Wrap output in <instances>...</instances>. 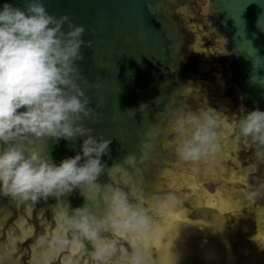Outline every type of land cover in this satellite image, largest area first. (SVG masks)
<instances>
[{
  "label": "water",
  "instance_id": "water-1",
  "mask_svg": "<svg viewBox=\"0 0 264 264\" xmlns=\"http://www.w3.org/2000/svg\"><path fill=\"white\" fill-rule=\"evenodd\" d=\"M25 2L0 0V9L8 3L23 10ZM42 3L50 15H69L75 25L85 27L82 39L92 41V47L81 48L83 60L76 64L89 82L80 83L90 98L89 107L100 115L96 123L91 119L83 123L94 129V137L112 143L109 154L101 158L105 167L96 181L99 189L81 185L65 196L34 205L0 196V264H157L163 234L178 206L199 187L220 178L224 170L211 148L197 160L180 157L177 120L188 114L201 120L213 118L231 158L237 157L240 143L250 148L248 137L239 133L238 122L248 112L264 111V31L257 27L258 20L264 27V0H206L207 14L200 15L199 21L217 39L205 44L199 36L194 39L191 19L188 26L184 21V12L188 17L192 10L202 12L201 0ZM199 46H216L223 52L219 56L228 62L230 85L221 72L200 71L201 66L207 67V53L200 52ZM210 66V71H216ZM193 82H199L197 87L183 92ZM229 86L244 111L243 118L229 105ZM215 100H221V107H213ZM141 105L147 107L141 109ZM186 127L190 135V126ZM86 138L35 141L28 150L59 165L81 153ZM254 145V198L264 220V144L254 141ZM128 155L136 156L135 164L124 163ZM108 186L127 194L129 203L147 218V226L135 231L106 227L95 240L68 229L66 214L85 205L98 219L108 216L102 199L110 191ZM229 217L236 219V215ZM257 233L250 240L252 246L261 243Z\"/></svg>",
  "mask_w": 264,
  "mask_h": 264
},
{
  "label": "clouds",
  "instance_id": "clouds-1",
  "mask_svg": "<svg viewBox=\"0 0 264 264\" xmlns=\"http://www.w3.org/2000/svg\"><path fill=\"white\" fill-rule=\"evenodd\" d=\"M257 27L264 31L259 20ZM85 31L69 15H50L42 0H26L23 10L8 3L0 9V196L34 205L65 196L81 185L99 189L96 181L105 167L101 158L109 154L112 141L94 137V129L83 123L86 119L96 123L100 115L89 107L90 98L80 87V83L89 84L76 64L83 60L81 48L92 47V41L82 39ZM216 127L217 122L208 116L201 120L188 114L178 119L180 157L197 160L213 148ZM238 128L240 135L264 144V111L248 112ZM79 137H87L81 153L59 165L28 150L35 141ZM129 162L135 164L136 156L128 155L124 163ZM108 187L110 191L102 197L108 216L98 219L85 205L66 214L68 229L95 240L106 227L135 231L147 226V218L129 203L127 194Z\"/></svg>",
  "mask_w": 264,
  "mask_h": 264
},
{
  "label": "rangeland",
  "instance_id": "rangeland-1",
  "mask_svg": "<svg viewBox=\"0 0 264 264\" xmlns=\"http://www.w3.org/2000/svg\"><path fill=\"white\" fill-rule=\"evenodd\" d=\"M201 1L204 3L202 12L192 10L188 19H191V25L195 30L194 39L199 36L201 43L205 44L216 41L217 38L214 35L211 36V28L205 29L204 24L199 21L200 15L207 14L205 12L206 0ZM198 48L200 52L207 53L204 57L207 67L201 66L200 71L203 73L221 72L229 84L226 71L228 62L225 63L219 56V53L223 52L216 46L210 48L199 46ZM211 64L216 71H210ZM199 82H193L183 92L194 90ZM226 93L232 111L238 117L243 118L244 111L230 86ZM221 105V100H215L213 107L219 108ZM218 138L216 132L213 152L214 158L224 169L222 179L231 184L237 178L235 183L238 187L235 190L226 189L223 200L218 202L217 208L220 206L221 208L214 212L203 210L202 207L205 206L200 203L198 197L189 195L178 206L174 213L176 216L172 217L165 230L157 256V264H264V220L259 215L254 198V174L257 159L254 140L248 137L249 149L240 143L237 157L231 158ZM217 184L211 183V188L207 186L206 190L209 194L213 195L220 188ZM239 208H245L246 212L233 214L236 215V219L225 217L226 213H232ZM194 210L197 212L194 213ZM175 217L178 219L175 220ZM256 230H258L257 239H260L261 243L252 246L250 240L254 239Z\"/></svg>",
  "mask_w": 264,
  "mask_h": 264
},
{
  "label": "bare ground",
  "instance_id": "bare-ground-1",
  "mask_svg": "<svg viewBox=\"0 0 264 264\" xmlns=\"http://www.w3.org/2000/svg\"><path fill=\"white\" fill-rule=\"evenodd\" d=\"M184 21H185V23L187 24V26L190 24V20L188 19L187 13H185V12H184ZM195 49H196V48H195ZM197 95H198V94H197ZM195 100L198 101L199 103L202 101V99H201L199 96H196V97H195ZM202 102H203V101H202ZM211 151H212L213 156H214V152H213V149H212V148H211ZM218 179H221V180H222V175H221V177L218 178ZM216 180H217V179H216ZM242 180H243V179H242ZM210 186H211V184L208 185L209 188H211ZM225 191H226V189L223 188V189H221V190L217 193V195L211 197V196H208V195L202 190V186L199 187L198 190H197V192H198V194H199V196H200V200H201L202 204L205 205V207H202V209H203V210H207V211H211V212L216 211L217 209L212 208V207H206V206H213V207L218 206V202H219V200H222L223 197H224V195H225V193H226ZM190 195H192V196H196V194H194V192H193L192 194H190ZM201 206H202V205H201ZM242 210H243V209H242ZM218 211H219V210H218ZM193 212L196 213L197 211L194 210ZM230 215H233V214H231V212L226 213V216H225V217L227 218V217H229ZM177 219H178V218H177ZM177 219H175V220H177ZM164 233H165V232H164ZM163 235H164V234H163ZM259 240H260V239H259Z\"/></svg>",
  "mask_w": 264,
  "mask_h": 264
},
{
  "label": "flooded vegetation",
  "instance_id": "flooded-vegetation-1",
  "mask_svg": "<svg viewBox=\"0 0 264 264\" xmlns=\"http://www.w3.org/2000/svg\"><path fill=\"white\" fill-rule=\"evenodd\" d=\"M200 104L203 106V108H204V103L201 101L200 102ZM219 139V138H218ZM219 142H220V139H219ZM221 143V142H220ZM222 145V144H221ZM213 150H214V148H213ZM227 153V152H226ZM223 175V174H222ZM223 178V177H222ZM236 180H237V178L233 181L234 183H231V184H229L227 181H225V180H221V179H217V180H213V181H211V182H209V183H207V184H205V185H203L202 186V190L208 195V196H211V197H213V196H215V195H217V193L221 190V189H223V188H225V189H231V190H235L237 187H238V184H236L235 182H236ZM241 180V179H240ZM222 181H224V183L222 182ZM243 181V180H242ZM211 183H218L219 185H220V188H218L216 191H215V193L213 194V195H211V194H209L208 193V191L206 190V188H207V186L209 185V184H211ZM217 184V185H218ZM241 187V186H240ZM194 194H196V196L195 197H198V199L200 200V196H199V194H198V192H197V190L196 191H194ZM193 197V196H192ZM224 198V197H223ZM223 200V199H222ZM219 201H221V200H219ZM200 203L202 204V202H201V200H200ZM225 204V203H224ZM223 204V205H224ZM238 204V203H237ZM236 204V205H237ZM203 205V204H202ZM203 206H205V205H203ZM238 206V205H237ZM206 207H212V208H215V209H217V210H219V208H221V206L220 207H218L217 208V206L216 207H213V206H206ZM240 211H242V208H239V209H237V210H235V211H233L231 214H236L237 212H240ZM173 216H176V215H173ZM174 219H176V217L174 218ZM173 219V221H175ZM264 230V229H263ZM170 231V230H169Z\"/></svg>",
  "mask_w": 264,
  "mask_h": 264
}]
</instances>
